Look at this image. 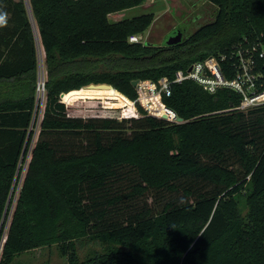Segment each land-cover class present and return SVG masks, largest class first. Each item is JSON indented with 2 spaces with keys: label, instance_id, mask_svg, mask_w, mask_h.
I'll return each instance as SVG.
<instances>
[{
  "label": "trees",
  "instance_id": "trees-1",
  "mask_svg": "<svg viewBox=\"0 0 264 264\" xmlns=\"http://www.w3.org/2000/svg\"><path fill=\"white\" fill-rule=\"evenodd\" d=\"M145 1L0 0V241L14 202L0 264L51 246L68 264H264V104L239 110L234 89L184 80L152 110L175 111L174 122L147 114L131 85L173 80L209 56L232 80L237 51L255 47L262 91L264 0H206L214 18L169 46L128 40L149 28L152 11L110 20ZM40 56L46 90L32 142ZM99 83L118 97L85 88ZM102 97L135 102L141 116L72 112L77 99ZM150 190L168 195L159 211L145 203L112 216ZM81 240L105 246L80 261Z\"/></svg>",
  "mask_w": 264,
  "mask_h": 264
},
{
  "label": "rangeland",
  "instance_id": "rangeland-1",
  "mask_svg": "<svg viewBox=\"0 0 264 264\" xmlns=\"http://www.w3.org/2000/svg\"><path fill=\"white\" fill-rule=\"evenodd\" d=\"M187 4L190 6L189 8L185 6ZM160 6H164L165 8L169 9V12L163 13L161 15V20L157 22L153 28V33L158 34L160 30L163 29L162 26L166 24V21L172 20L175 22L180 28L184 29L185 36L188 34H191L193 30H196L198 27L203 25L204 23L209 22L212 20L216 13L215 6H211L206 0H146L141 6L129 10L121 11V13L117 15H111L110 20L114 21L117 20L120 17H132L135 15H139L145 12H154L155 16H158L160 11ZM170 9H174V12L171 13ZM182 11L181 16L183 18L177 17ZM170 13V14H169ZM184 13V14H183ZM172 15V16H170ZM163 24V25H162ZM168 28V27H167ZM148 28L143 34H141L142 43H146L149 45L156 46L158 43L160 45L165 44L166 40L169 38V36L172 34V31H174V28L168 29L166 33L164 34V37L160 41H152V42H146V35L148 34L149 30ZM43 63H42V57H39L38 60V70L42 69ZM113 89V88H111ZM137 90L138 97L140 96V101L137 100L139 105L145 110V112L149 115L154 114L158 116V118H161L162 115L166 114H156L152 110H156V103L157 100H159L157 96V92L145 88L142 90ZM112 92V90H111ZM113 95H115L112 92ZM117 94V93H116ZM118 96V95H117ZM115 99L110 98H84V99H77L75 102V105L72 107V112L75 114L80 115H99V116H108L111 118H116L117 120L126 119V118H137L140 117L141 114L138 112L135 103L132 101L131 107L129 106H116ZM160 103H162L160 101ZM165 106V105H164ZM165 108L161 107V113L165 112ZM151 113V114H150ZM36 114V113H35ZM168 117V116H167ZM38 118H39V111L37 113L36 121L34 119V123L32 125V129H34V138L33 141H35V138L38 133L39 127H38ZM172 121L174 119L172 118H166V120ZM30 159V154L28 153L26 155V158L24 160H21L18 164V179L16 180L17 185L13 192V201H15V198L18 195L19 186L21 183V180L26 172V168L28 165V161ZM121 190H125V185L122 183ZM168 198L167 194L162 193H156L155 191L150 190L149 192L145 193L143 196H139L136 198L128 199L125 198L124 202L121 203V205L115 207L113 217H116L117 215H122V213L127 214L129 211L143 207L145 203L153 209V212H157L161 209L163 202ZM14 202L10 208V213L6 219L5 222V228L3 230L2 238L0 241V254L2 250L3 241L5 239V233L8 228V224L10 221V215L13 210ZM105 245L89 241V240H81L78 243V254L80 261H84V259L88 255H92L94 252H101L103 251ZM12 264H68L66 261V258L59 255L57 248L55 246L51 247H44L40 249H35L29 252H24L16 256Z\"/></svg>",
  "mask_w": 264,
  "mask_h": 264
},
{
  "label": "built area",
  "instance_id": "built-area-1",
  "mask_svg": "<svg viewBox=\"0 0 264 264\" xmlns=\"http://www.w3.org/2000/svg\"><path fill=\"white\" fill-rule=\"evenodd\" d=\"M129 42H142L140 34L130 35ZM256 48H247L244 50H238L239 55V71L235 78L232 80H226L221 72L219 60L214 56H209L204 60L197 61L190 65L186 70H177L173 80H169L167 77H162L158 81L144 80L138 82V90L145 88L151 89L157 92L159 101H161V94H170V85L172 83H180L184 80H191L198 85L202 86L209 93H214L220 87H230L239 92L242 96L240 105L237 107L239 110H245L249 107H253L259 104H264V89L260 92H255L256 88V75L254 72L255 60L254 53ZM264 53L259 52V57H263ZM224 57L222 56V59ZM45 73L44 69L38 70V79L36 83V109L39 108V114L41 113L42 106L45 100ZM140 96L137 100L140 101ZM135 103V102H133ZM153 116V115H152ZM168 118V117H167ZM174 122L177 121V115L174 111ZM40 120V119H39ZM38 120V121H39ZM169 120V119H168Z\"/></svg>",
  "mask_w": 264,
  "mask_h": 264
},
{
  "label": "crops",
  "instance_id": "crops-1",
  "mask_svg": "<svg viewBox=\"0 0 264 264\" xmlns=\"http://www.w3.org/2000/svg\"><path fill=\"white\" fill-rule=\"evenodd\" d=\"M210 4V3H209ZM211 5V4H210ZM185 6L186 7H190V6H192V5H190V6H188L187 4H185ZM212 6V5H211ZM160 11H161V13L158 15V16H154V20H153V22H152V24L149 26V28L151 27V29L149 30V32H148V34L146 35V42H152V41H160L163 37H164V34L166 33V31L168 30V29H171V28H174V29H181L182 30V32H183V34H185V32H184V29H182V28H180L175 22H173V19L172 20H168V21H166V24L164 25V26H162L163 27V29L162 30H160L159 32H158V34H154L153 33V28H154V26H155V24L157 23V22H159V20H161V15H163V13L165 14V13H167V12H169V9L168 8H165L164 6H160ZM170 12L171 13H173L174 12V9H170ZM119 13H121V12H117V13H114V14H111V15H117V14H119ZM170 14V13H169ZM181 14H182V11H180V13L178 14V15H176L177 17H180V18H183V16H181ZM184 14V13H183ZM110 15V16H111ZM154 15H155V13H154ZM170 16H172V15H170ZM121 18H123V17H120V18H118L117 20H119V19H121ZM172 18H173V16H172ZM163 25V24H162ZM168 27V28H167ZM175 31V30H174ZM195 30H193L192 32H194ZM141 35V34H140ZM189 35V34H188ZM185 36V35H184ZM187 36V35H186ZM158 45H160V43H158ZM85 88H87V87H85ZM64 95V94H63Z\"/></svg>",
  "mask_w": 264,
  "mask_h": 264
},
{
  "label": "water",
  "instance_id": "water-1",
  "mask_svg": "<svg viewBox=\"0 0 264 264\" xmlns=\"http://www.w3.org/2000/svg\"><path fill=\"white\" fill-rule=\"evenodd\" d=\"M183 32L181 29H177L175 30L174 32H172V34L169 36V38L166 40L165 42V45H174V44H177V43H180L183 39ZM139 80L138 79H135V80H132L131 81V85L133 87H136L137 84H138ZM86 87H89V88H111V86L109 84H106V83H99V84H89L87 85ZM63 96V94H61V97ZM162 119H166L167 116L166 115H162L161 117ZM177 121L178 122H181L182 119L180 117L177 116Z\"/></svg>",
  "mask_w": 264,
  "mask_h": 264
},
{
  "label": "bare ground",
  "instance_id": "bare-ground-1",
  "mask_svg": "<svg viewBox=\"0 0 264 264\" xmlns=\"http://www.w3.org/2000/svg\"><path fill=\"white\" fill-rule=\"evenodd\" d=\"M86 89H89V90H102L101 88H89V87H87ZM103 89H106L107 91L111 92V90L109 88H103ZM113 96L118 97L117 94L113 95Z\"/></svg>",
  "mask_w": 264,
  "mask_h": 264
},
{
  "label": "clouds",
  "instance_id": "clouds-1",
  "mask_svg": "<svg viewBox=\"0 0 264 264\" xmlns=\"http://www.w3.org/2000/svg\"><path fill=\"white\" fill-rule=\"evenodd\" d=\"M6 13H0V21H3L6 17Z\"/></svg>",
  "mask_w": 264,
  "mask_h": 264
},
{
  "label": "flooded vegetation",
  "instance_id": "flooded-vegetation-1",
  "mask_svg": "<svg viewBox=\"0 0 264 264\" xmlns=\"http://www.w3.org/2000/svg\"><path fill=\"white\" fill-rule=\"evenodd\" d=\"M176 30V29H175ZM172 32H174V31H172Z\"/></svg>",
  "mask_w": 264,
  "mask_h": 264
}]
</instances>
